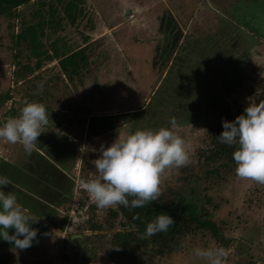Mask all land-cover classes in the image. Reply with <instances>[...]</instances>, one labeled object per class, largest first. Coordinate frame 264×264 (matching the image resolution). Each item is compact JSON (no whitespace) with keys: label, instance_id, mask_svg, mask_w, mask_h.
<instances>
[{"label":"rangeland","instance_id":"rangeland-1","mask_svg":"<svg viewBox=\"0 0 264 264\" xmlns=\"http://www.w3.org/2000/svg\"><path fill=\"white\" fill-rule=\"evenodd\" d=\"M87 2L96 9L97 29L91 40H97L92 46L95 50L106 48L110 55L98 71L99 83L112 79L122 85L113 90L112 101L72 103L80 108L79 115L73 110L59 112L67 121L78 118L77 124L50 123L54 130L61 125L58 138L63 142L72 138L76 150L82 152L76 171L81 179L97 175L94 160L100 156L102 145L108 146L119 134L128 135L137 129L171 127L173 117L178 134L189 142L193 154L206 137L207 109L221 98L240 104L264 77V0ZM110 22L115 25L109 27ZM4 52L0 48V59ZM12 70L10 62L0 60V102H16L11 107L20 111ZM85 83L88 86L81 89L82 93L93 88L92 81ZM1 110H7V105ZM88 111H92L90 116ZM54 136L49 132L50 138ZM183 176L184 171L171 170L162 187L180 185ZM205 183L199 180L191 185L199 199L204 194L209 197L199 212L216 226L218 241L205 230V234L186 238L182 250L141 264H205L194 257L193 249L209 246L230 252L226 264L264 263V185L241 180L235 174L207 190ZM75 191L78 199L90 200L80 181ZM49 236L38 231L32 246L23 250L0 242V264H59L62 245L59 242L57 250Z\"/></svg>","mask_w":264,"mask_h":264},{"label":"trees","instance_id":"trees-1","mask_svg":"<svg viewBox=\"0 0 264 264\" xmlns=\"http://www.w3.org/2000/svg\"><path fill=\"white\" fill-rule=\"evenodd\" d=\"M92 7L87 0H0V48L5 51V58L0 60L13 65L12 82L20 102L39 101L47 110H73L79 114L80 108L72 103L113 100V90L121 89L122 84L112 79L103 85L99 83L98 71L110 60V55L106 48L95 50L92 46L97 40H91L97 29L96 9ZM112 23L109 27L115 25ZM41 81L44 82L42 93L37 88ZM86 81H92L93 88L82 93L81 89L88 86ZM260 102H264V77L240 104L224 98L212 104L204 118L206 137L195 148L192 163L180 169L184 171L181 184L163 186L158 201L134 209L121 205L101 210L87 197H79V206H72L73 199L68 198L64 210L76 209V231H90L96 252L84 264H141L144 260L162 259L182 250L186 238L205 234V230L218 241L216 226L199 212L209 197L204 194L199 199L191 184L204 180L207 190L235 174L232 159L235 146L222 144L217 136L224 130V120L234 121L249 103ZM92 134L99 133L92 131ZM161 213L172 216L175 223L166 232L142 239L147 223ZM69 253L68 247L62 246L57 263L67 260ZM252 263L264 264L260 260L245 264Z\"/></svg>","mask_w":264,"mask_h":264},{"label":"clouds","instance_id":"clouds-1","mask_svg":"<svg viewBox=\"0 0 264 264\" xmlns=\"http://www.w3.org/2000/svg\"><path fill=\"white\" fill-rule=\"evenodd\" d=\"M37 88L42 93L44 82H39ZM48 123L46 105L26 101L17 116L0 125V141L19 144L31 155ZM170 124L171 127L119 134L110 145L101 146L100 156L94 160L97 175L80 180L83 191L98 209H115L121 205L134 209L158 201L166 175L192 163L190 144L178 134L175 117ZM223 129L217 137L222 144L235 146L232 153L235 175L264 185V102L249 103L234 121L224 120ZM10 183L8 177L0 176V238L23 250L36 240L38 229L32 224L38 220L18 202L15 194L3 190ZM173 223L172 216L161 213L147 223L141 238L166 232ZM193 255L205 264H226L230 252L209 246L193 249Z\"/></svg>","mask_w":264,"mask_h":264},{"label":"crops","instance_id":"crops-1","mask_svg":"<svg viewBox=\"0 0 264 264\" xmlns=\"http://www.w3.org/2000/svg\"><path fill=\"white\" fill-rule=\"evenodd\" d=\"M13 103L15 106L16 102H0V125L19 114L18 110L12 108L14 106L11 107ZM24 104L25 102H18L17 105L23 107ZM5 105L7 110H1L5 108ZM4 112L6 115H3ZM47 112L48 126L45 128V133L40 135L31 155L27 154L19 144L12 145L0 141V176H6L11 181L3 190L16 195L18 202L38 220L32 224V227L45 235L49 234V239L53 241L54 246L57 245V250H59V242L62 246L68 247L69 258L60 264H84L96 255L92 246L93 240L90 234L76 231L74 225L76 215L64 210L66 200L70 197L73 199L76 183L81 180L76 171L80 167L82 152L76 150L72 138L65 142H63L64 139L58 138L61 136L59 132L61 125H58L56 130L50 125L56 120L59 124L68 123L69 125L77 124L76 122L79 121L74 116L69 117L67 121L64 114H59V112H66L64 109L53 108ZM49 132L55 135L54 138L49 137ZM67 223L66 230L62 229ZM54 228L60 229L56 231ZM11 231L14 232V230ZM59 231L63 237L61 239L58 236ZM2 241L10 244L0 238V242ZM0 250L3 249L0 247Z\"/></svg>","mask_w":264,"mask_h":264},{"label":"built area","instance_id":"built-area-1","mask_svg":"<svg viewBox=\"0 0 264 264\" xmlns=\"http://www.w3.org/2000/svg\"><path fill=\"white\" fill-rule=\"evenodd\" d=\"M78 192L77 191H75L74 193H73V202H72V206H79L80 205V200L77 198L78 196ZM69 213H73L74 214V211L71 209L70 211H69Z\"/></svg>","mask_w":264,"mask_h":264}]
</instances>
